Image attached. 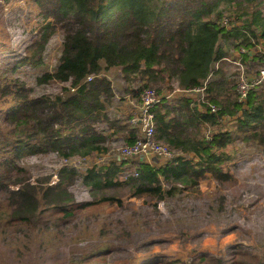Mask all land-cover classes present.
Wrapping results in <instances>:
<instances>
[{
	"label": "trees",
	"instance_id": "trees-1",
	"mask_svg": "<svg viewBox=\"0 0 264 264\" xmlns=\"http://www.w3.org/2000/svg\"><path fill=\"white\" fill-rule=\"evenodd\" d=\"M34 1L42 7L46 18L55 20L44 27V42L58 24L64 32L57 68L38 77V81L42 84L66 82L70 89L66 95L32 97L26 93L25 83L15 84L14 104L5 118L18 122L30 116L36 120V128L42 130L39 135L36 129L31 142L14 147L13 151L0 134V189L10 194L12 220L35 224L43 206L68 214L74 213L75 208L95 203L124 205L122 189H127L128 195L135 198L164 199L198 190L202 179L209 176L221 182L231 180L233 175L225 169V164L231 158L227 148L235 140L234 132L264 148V91L260 92L264 85L255 87L246 103H242L238 95L232 97L228 93L229 82L221 65L216 68L228 58L220 43L222 39L237 41L238 50L249 49L254 45L253 40L258 42L260 37L264 38V31L258 32L264 28V8H259L264 6V0H226L245 3L253 10V18L245 21L240 16L230 17L234 24L231 29L221 23L224 15L218 6L223 0ZM243 56L244 60L249 58L246 54ZM113 68L119 69L127 80L140 74L143 79L154 82L167 77L183 89L202 86L210 77L206 99L219 109L211 112L208 103L201 109L199 102L188 96L163 100L156 105L153 111L157 138L168 144L177 156L161 165L156 162L158 158H155L156 164L131 161L130 167L136 169L137 176L120 178L122 165L115 161L95 165L84 172L65 165L55 184L37 185L19 180L15 182L20 184V189H9L7 182L3 183L4 172L23 169L8 156L11 151L16 158L54 151L70 159L108 153L109 142L121 131L127 133L126 143L135 141L138 131L131 127L129 116L109 111L118 98L106 75ZM147 85L135 90L129 87L123 93L139 98ZM170 88L169 91L173 89ZM165 91L163 87L158 89L161 94ZM225 120H233L237 128H219ZM99 123L107 124V128H98ZM46 124L64 125L69 131L54 133L44 127ZM210 126L215 129L212 137L207 136ZM78 176L90 189L94 203H76L69 187ZM237 253L234 264H264L260 255L250 253L245 247ZM174 263L183 261L178 259Z\"/></svg>",
	"mask_w": 264,
	"mask_h": 264
},
{
	"label": "rangeland",
	"instance_id": "rangeland-1",
	"mask_svg": "<svg viewBox=\"0 0 264 264\" xmlns=\"http://www.w3.org/2000/svg\"><path fill=\"white\" fill-rule=\"evenodd\" d=\"M218 10L224 15L222 20L239 16L243 21L253 18V10L245 3L223 0ZM262 12L264 16V9ZM50 21L55 22L45 17L42 7L34 0H0V134L12 151L31 142L37 129L36 120L30 116L18 122L5 118L14 104L16 82L25 83L26 93L32 97L66 95L70 89L66 82L42 84L38 81L44 73L55 71L63 48L64 32L60 24L47 42L42 38V31ZM262 31L264 28L258 29ZM260 39L264 41L263 37ZM220 43L228 58L237 56V41L222 39ZM260 62H250L248 69L259 70L263 67ZM219 65L229 82L228 93L236 97L238 67L228 60ZM106 75L118 96L109 111L124 117L125 109L120 108L124 105V89L135 90L148 83L147 88L163 87L166 90L163 93L167 94L179 86L167 77L154 82L143 79L140 74L127 80L117 68L107 71ZM260 89L264 91V86ZM222 124L219 128L224 130L237 128L233 120ZM97 126L107 128L105 123ZM44 127L54 133L69 131L59 124ZM214 131L207 130V136L212 137ZM234 137L227 148L231 158L225 164V169L233 175L231 180L221 182L209 176L202 179L198 190L164 199L135 198L128 195L127 189H122L124 205L95 203L75 208L74 213L68 214L43 206L35 219L38 222L33 224L12 220L10 194L0 189V264H176L174 261L178 259L183 261L181 264H220L221 261L234 264L242 247L264 259V148L254 140L243 139V134L238 136L234 132ZM125 143L121 131L109 142L108 153L88 157L67 159L54 151H45L16 158L11 151L8 156L23 169L4 172L3 183L7 182L11 190L20 189V184L15 182L19 180L37 185L55 184L63 166L84 172L95 165L109 164ZM69 190L77 204L95 201L80 176Z\"/></svg>",
	"mask_w": 264,
	"mask_h": 264
},
{
	"label": "built area",
	"instance_id": "built-area-1",
	"mask_svg": "<svg viewBox=\"0 0 264 264\" xmlns=\"http://www.w3.org/2000/svg\"><path fill=\"white\" fill-rule=\"evenodd\" d=\"M222 26L229 29L234 27L231 18L224 17ZM259 41L261 43H259ZM258 42L253 40L254 45L247 49L240 47L237 51V56L227 58L229 62L238 67V78L236 81V90L239 101L246 103L249 93L257 86L264 83V41L259 39ZM244 54L249 56L244 60ZM260 60L262 63L258 71L253 72L249 70L250 62ZM249 65V66H248ZM219 64H217V67ZM92 77H89L91 80ZM210 77L204 82L202 86L183 89L179 86L172 92L161 94L154 88H146L140 92L139 98H135L133 106L127 116H129V123L131 127L138 131L136 139L133 143H125L119 148V154L114 157L115 162L122 165L120 174L125 175L126 178L130 176H137L135 168H131V161H147L155 163L154 158L166 163L177 156V153L166 143L157 138L156 135V120L154 107L163 102V100L171 101L177 97L188 96L193 97L199 102L201 109H205L204 103H208L206 99V88ZM132 96H127L131 98ZM211 112L218 111L219 107L215 104L208 103ZM156 164V163H155ZM126 166V167H124Z\"/></svg>",
	"mask_w": 264,
	"mask_h": 264
},
{
	"label": "crops",
	"instance_id": "crops-1",
	"mask_svg": "<svg viewBox=\"0 0 264 264\" xmlns=\"http://www.w3.org/2000/svg\"><path fill=\"white\" fill-rule=\"evenodd\" d=\"M127 96H129V95H124V97H125V99H124V101H123V103H124V105L122 106V105H120V108H123V109H125V110H123V112L126 114V115H128L129 114V112H130V110H131V108H132V106H133V102L135 101V97L134 96H132L131 98H127ZM131 96V95H130ZM123 97V98H124ZM212 127L210 126V129H211ZM126 134L127 133H124V136L126 137ZM154 161H156L155 160V158L153 159ZM157 163H158V165H161V164H163V162H161V161H156Z\"/></svg>",
	"mask_w": 264,
	"mask_h": 264
}]
</instances>
